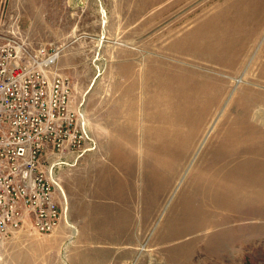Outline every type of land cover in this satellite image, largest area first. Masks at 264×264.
I'll return each mask as SVG.
<instances>
[{
	"label": "rangeland",
	"instance_id": "obj_1",
	"mask_svg": "<svg viewBox=\"0 0 264 264\" xmlns=\"http://www.w3.org/2000/svg\"><path fill=\"white\" fill-rule=\"evenodd\" d=\"M10 39L61 48L88 139L46 161L60 226L0 264H264V0H0Z\"/></svg>",
	"mask_w": 264,
	"mask_h": 264
},
{
	"label": "built area",
	"instance_id": "obj_2",
	"mask_svg": "<svg viewBox=\"0 0 264 264\" xmlns=\"http://www.w3.org/2000/svg\"><path fill=\"white\" fill-rule=\"evenodd\" d=\"M61 48L10 39L0 44V245L24 228L40 234L63 220L46 161L87 150L86 120Z\"/></svg>",
	"mask_w": 264,
	"mask_h": 264
},
{
	"label": "bare ground",
	"instance_id": "obj_3",
	"mask_svg": "<svg viewBox=\"0 0 264 264\" xmlns=\"http://www.w3.org/2000/svg\"><path fill=\"white\" fill-rule=\"evenodd\" d=\"M262 25H263V22H261L260 24H258V25H256V28L255 29H257V34H259L260 33V30H261V28H262ZM256 34V35H257ZM198 42H200V43H204V42H206V33H202V34H200V36H198ZM180 77H175V76H171V75H159L157 78H156V82H155V85H156V88H155V94H156V100H157V98L159 99V97L160 96H162V97H164V98H166L167 100L169 99V98H171L172 96H173V88H171L170 87V85H169V82L172 84V85H174L176 82H177V80L179 79ZM178 124L179 123H176L175 124V127H177L178 126ZM175 135H177V132L175 133ZM177 137V136H176ZM229 138V137H228ZM234 145H236V143L234 144ZM231 151H236V148H234V149H232ZM228 154L230 155V152L228 151ZM227 154V155H228ZM249 163L250 162H248V163H246V164H242L241 166L238 164V165H235V168L236 167H238V168H233V169H235L234 170V172H233V174H231V178H236L235 176L237 175V173L238 172H240V171H242L243 173H244V176H252L253 174H254V169L252 168V167H250L249 166ZM52 165V164H51ZM216 170H218V168H216V169H214V171L216 172ZM246 174H248V175H246ZM211 175L213 176H215V174H213V173H211ZM263 175H264V173H263ZM219 176V175H218ZM230 176V175H229ZM244 180H248L247 178L246 179H244ZM243 180V181H244ZM235 181V182H234ZM234 181H231L232 183H233V185H234V187H237V182H238V180H234ZM248 181H251V180H248ZM217 182V181H216ZM57 184V183H56ZM264 186V184H262V185H259V186H257V188L256 187H254L253 188V191H258V194H259V196H262L263 197V194H262V191L260 190L259 191V188L260 187H263ZM204 187H206V186H204ZM233 187V188H234ZM222 190H224V189H222ZM237 190H239V188H237ZM249 191L248 192H246L245 194L244 193H242V194H240L239 192H236L235 194H236V196H238L242 201H244V202H248L249 201V199H253V196H254V194L251 192L252 191V189H248ZM218 191H220V190H218ZM225 191H227V189H225ZM228 192V191H227ZM222 193V192H221ZM224 197L225 198H227L228 200H230V201H232V202H238V201H236L235 199H234V197H232V196H230L228 193L227 194H224ZM194 228H199V221H197L196 222V224L194 225Z\"/></svg>",
	"mask_w": 264,
	"mask_h": 264
}]
</instances>
